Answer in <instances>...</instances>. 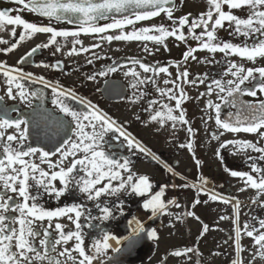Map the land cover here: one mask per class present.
I'll list each match as a JSON object with an SVG mask.
<instances>
[{"label":"snow or ice","instance_id":"obj_1","mask_svg":"<svg viewBox=\"0 0 264 264\" xmlns=\"http://www.w3.org/2000/svg\"><path fill=\"white\" fill-rule=\"evenodd\" d=\"M13 2L20 7L0 11V31L12 26L10 31L12 40L0 38V45H3L0 47V53L7 55L16 50L25 40H30L37 34H47V42L38 43L32 47L20 57L17 65L24 64L40 49L54 46L53 55L61 52L62 47L58 38H63L65 41L69 37L72 38V47L68 50V55L88 52L90 49L82 46L81 34L99 36L101 41L109 43L114 40L152 41L164 46L166 50L165 42L168 38L188 44V36H190L197 44L196 47L189 45L183 52L182 58L185 63L189 59L197 60L195 53L198 51H206L213 56L216 53H222L227 63L222 78L212 79L207 85L206 92L199 94L200 97L205 95L211 97L215 93L217 100L220 101L216 103L208 99L205 108L202 109L207 116V119L202 118L203 123L207 125L208 121L214 120L217 129L211 134L213 140H219L224 132L256 134L259 140L256 143L247 139L225 140L216 149L215 154L223 164L221 149L231 145L236 152H246L250 149L260 154V160H264V144L260 143L264 141V96L258 97V94H264V66L246 68L243 63L227 59L239 57L253 64L258 58L264 59V0H206V10L200 12L195 19H190L191 13L174 16V8L169 6L174 4V0H13ZM25 10L38 17L47 18L49 23L26 20L19 14ZM11 11H16L17 14L11 15ZM238 12L244 15H239ZM161 14H164L171 24L135 27L137 22L150 21ZM53 20L76 25V28L74 30L58 28L51 23ZM101 20L111 22L100 24ZM226 25L230 29L229 35L244 38L241 43L220 39L218 30L225 29ZM128 26H133L131 31H126ZM17 29H20L19 33ZM113 31L117 34L105 35ZM77 45L81 47L77 48ZM91 47L98 48L100 44H93ZM144 51L149 55L152 54V50L146 43ZM156 51H159V48ZM95 58L99 59V57ZM88 63L92 64L93 60L89 59ZM130 63L138 65L143 73L152 74L142 77L135 68H128L124 72L126 77L133 78V82L130 83V87L136 90L133 92V102L147 94L140 91L141 85L156 86L157 92L168 102L155 99L148 101L145 111L154 113L150 115V121L156 122L160 128H164L171 122L173 130L178 124L187 126L188 142L180 144L179 147L186 148L195 157L193 138L196 135V129L186 118V110L182 106L189 99L183 85L184 83L195 85L197 82L203 84L205 80L199 77L188 80L189 72L185 69L179 71L174 79L163 81L165 85L171 84L172 87L160 88L157 85L156 76L159 74L171 76L168 67H153L135 58ZM217 63L220 62L217 61ZM36 66L47 69L59 68L62 64L57 61L53 65L41 63ZM117 70L114 64L105 70L87 75L86 78L96 80L98 76L106 77ZM0 75L4 77V83L7 86L5 95L8 99L26 104L31 109V118H25L15 105H7L4 102V95H0V264H106L104 258L107 257L108 250L111 248L109 241L116 240L118 244L122 242L111 233L102 231L99 238H94L90 245L87 244L81 223V217L85 215L84 205L72 204L46 208L39 203L40 189L49 197L54 196L59 200L72 186L89 201H98L103 195H117L127 189L131 193L146 197L143 209L151 213L149 219L162 214L170 215L171 213L167 212L169 205L180 207L175 200L165 202L163 188L152 194L153 184L149 176L134 173L127 157L121 156L117 159L115 153L104 150L105 144H109L110 139L121 141L122 138V142L115 147H126L130 152L138 151L152 159H158L150 149L133 137L123 124L118 123L91 101L77 96L73 89L65 88L59 81H49L42 75L36 76L32 72H25L22 67L8 65L3 61H0ZM225 76L230 78L224 79ZM25 82L42 84L45 88L51 89L52 110L43 106L44 93L39 89L30 90ZM105 83L107 84L108 81ZM246 84L252 86L242 87ZM242 95L256 99L241 100ZM34 99L41 103L33 107ZM68 100L77 101L84 106L85 110H75L67 103ZM221 103L230 104L232 108L237 109L234 114L229 113L228 120L221 119ZM155 105L159 107L154 108ZM13 112L17 115L13 116ZM233 115L234 119H232ZM37 116L40 120L36 119ZM41 121L48 128L45 138L52 144L49 150L44 147L26 146L30 126L38 128ZM109 133L113 136L106 139ZM52 157L57 159L53 160ZM248 158L253 159L251 156ZM37 160L39 163L36 162ZM196 164L200 165L199 159H196ZM41 165H47V170ZM164 167L169 172H173L167 164ZM249 168V171H241L225 166L224 171L243 182L239 188L240 192L249 188L256 190V198L252 200V203H259V206L264 208V201L260 200V197L264 196V167H258L253 162ZM124 173H127V176ZM199 180L198 185L183 184L174 185V187L191 186L196 189L197 194L204 193L207 199L204 201L195 199L193 207L202 202L206 204L209 200L233 206L231 217H220L221 220H231L234 226L232 231L234 232L235 258L231 264H245L241 256L245 252L241 243L244 236L252 239L255 248L247 264H253L257 257L264 261V218L253 217L252 220L256 221L255 223L245 221L241 224L240 201L235 197L226 198L215 191L206 189L208 181L203 176H200ZM56 182L59 183V187ZM34 188L35 193L32 191ZM96 207L101 215L92 217L89 214L86 219L107 221L113 218V209L101 206L99 203ZM183 216H192L199 220L194 211H186L176 218L179 220ZM65 219L74 227L61 222ZM133 221L136 227L131 229L132 234L123 238L128 240L129 246L133 245L136 238L146 231L140 220L134 217ZM133 221H129V224L131 225ZM88 226L92 227V224L89 223ZM208 230L209 226L204 224L201 235ZM53 231L56 234L55 238H53ZM147 236L151 240L159 241L155 229L147 231ZM37 240L39 246L36 244ZM70 242L71 246H69ZM58 246L61 248L59 252H57ZM114 251L119 252L121 249L116 248ZM74 253L76 255H73ZM189 253L198 254V250L186 246L174 249L170 255L180 257ZM162 264H166V260L162 261Z\"/></svg>","mask_w":264,"mask_h":264},{"label":"flooded vegetation","instance_id":"obj_2","mask_svg":"<svg viewBox=\"0 0 264 264\" xmlns=\"http://www.w3.org/2000/svg\"><path fill=\"white\" fill-rule=\"evenodd\" d=\"M174 16L179 17L188 13L192 16L190 19H195L198 14L205 11L207 8L206 0H174L173 5ZM20 6L15 4L13 0H0V11L9 9L14 10ZM11 15L15 16L16 11H11ZM23 18L30 22H37L47 24V18H41L37 15L24 11L19 13ZM244 15L243 13H237ZM109 21L101 20L100 24L108 23ZM53 25L58 28L75 29L76 25L67 24L66 22L51 21ZM164 24L168 26L171 24L164 14L155 17L150 21H140L135 25L136 28L148 27L151 25ZM12 26H8L6 30L0 31V38L12 40L10 36ZM133 26H128L126 31H131ZM20 29H17L19 33ZM199 31V30H197ZM187 33V30L185 29ZM230 29L218 30V35L222 40H229L233 43H241L243 37H234L229 35ZM117 34L115 31L106 33L105 35ZM18 38V37H17ZM80 39L82 46L89 48L88 52H80L78 55H68V50L72 47L69 37L67 41L63 38H58V42L62 47L61 52L53 55L55 47L47 49H40L24 64L17 65V61L21 56L25 55L32 47L38 43L47 42V34H37L30 40H25L20 46L7 55L0 53V61L6 62L8 65L22 67L25 72H32L36 76H44L45 79L56 82L59 81L65 88L73 89L77 96L82 97L92 104L99 107L104 112L108 113L112 118L117 120L118 123L123 124L129 133L132 134L138 141L151 150L158 159H152L138 151H129L126 147H115L121 141L110 139L109 144H105L104 150L109 153H115L116 158L121 156L127 157L130 160V167L134 173L139 175L149 176L153 184V193L159 192L161 188L164 189L163 199L167 203L169 200H175L180 207L169 205L167 212L169 214L157 215L149 219L151 213L143 209V203L146 197L131 193L129 190L121 191L117 195H103L98 201H89L85 196L79 193L78 189L70 186L69 191L65 193L59 200L54 196L49 197L40 189L39 203L43 204L46 208H56L70 206L72 204H83L85 215L81 217L83 232L87 244H91L94 238H99L103 232H109L112 235L121 239L118 244L116 240H110L111 248L108 250L107 257H105L106 264H162L166 260V264H231L235 258V250L233 244L234 232L231 220H221V216H232L233 206L231 204H224L219 201H211L208 203H200L193 207L195 199L204 201L207 197L203 192L197 194L196 189L193 187H174V185H193L199 184V177L203 176L207 181L206 189L215 191L226 198L235 197L240 201V221L243 224L245 221H251L253 217L260 219L264 218V208L259 206V203L253 204L252 200L256 198V190L247 189L240 192L239 188L243 182L238 178L231 177L224 171V167L233 170L249 171V165L253 162L258 167H264V160H260L259 153L253 152L250 149L246 152H236L233 146L221 149V155L224 158L223 164L216 156V149L219 145L229 139H247L256 143L259 137L256 134L249 133H230L224 132V135L219 140L211 138L212 132L216 131L217 126L214 120L208 121L207 125L203 123V119H207L205 112L202 109L208 99L213 102L220 103L217 100L216 94L213 93L211 97L207 95L200 97L199 94L206 92L207 85L211 83L212 79H220L223 72L227 67L225 58L222 53L213 54L206 51H198L195 53L197 60L183 61L182 54L191 45L196 47L197 42L188 36V44L175 41L174 38L166 40L167 50L162 45H157L152 41H148L147 47L152 50L149 55L144 51V42L142 41H101L99 36L81 34ZM93 44H100L98 48H92ZM3 47V45H0ZM81 45H77L80 48ZM159 48V51L156 49ZM99 57V59L95 58ZM135 58L142 62L149 64L153 67H168L171 76L166 74H159L156 76L157 85L160 88L172 87L171 84L165 85V79H174L178 72L187 70L189 72L188 80H193L199 77L204 79L205 83L193 85L191 83H184V89L189 97L184 104L183 108L186 110V118L190 120L191 126L196 129L194 139V152H189L186 148H180L179 145L187 143L189 136L186 131L187 126L177 125L173 130L171 122L164 128H160L156 122L150 121L151 114L145 109L148 107L149 100H162L167 103L168 101L161 97L156 90V86L146 84L140 86V91L147 93L145 96L133 102V92L136 91L130 87L133 82L131 76H125L124 72L128 68H135L136 71L141 73V76H150L151 73H143V70L138 65H132L130 61ZM207 58V60L205 59ZM92 59L93 63L89 64L88 60ZM227 59L234 60L237 63H243L245 67H258L264 66V59H257V62L241 60L239 57H229ZM57 61L61 62L62 66L59 68H43L36 65L45 63L49 65L56 64ZM210 61V62H209ZM219 61L220 63H217ZM179 62V67H177ZM117 66L118 70L115 73H109L106 77H97L96 80H88L87 75H91L101 70H105L108 66ZM229 79L230 77H223ZM105 81H108L106 84ZM180 83V81H177ZM30 90L39 89L44 93L45 100L43 101L44 108L52 110L51 104L52 94L50 88H45L42 84H31L25 82ZM252 85L246 84L242 87H251ZM6 84L4 77L0 75V95H4V102L7 105H15L20 113L25 118H31V109L26 104H21L18 101L9 100L5 95ZM139 95V92H137ZM264 94H258V97ZM199 97V99H197ZM241 100L252 101L256 98L242 95ZM33 107L39 105L41 101L34 99ZM67 103L75 110L84 111V106L77 101L68 100ZM174 103V102H172ZM155 105L154 108H158ZM237 109L232 108L230 104L221 103V119L228 120L229 113H235ZM59 114V113H57ZM13 116L17 113L13 112ZM139 117V119H137ZM40 120V117H36ZM234 119V115L232 117ZM48 131L45 123L41 121L40 127L32 128L30 126L29 139L26 141V146L44 147L46 150L52 148V144L45 138V133ZM222 131V130H221ZM113 134L109 133L106 139L112 137ZM264 144V141L260 142ZM249 156L253 159L249 160ZM56 160V157H52ZM196 159H199L200 165L197 166ZM39 163V160L36 161ZM167 164L173 169L169 172L164 165ZM47 170V165H41ZM127 176V173H124ZM183 177V179H182ZM57 186L59 187V183ZM114 184L116 182H113ZM33 193L36 189H32ZM151 195V194H149ZM264 201V196L260 197ZM107 206L113 209V218L107 221L88 220L86 217L90 214L92 217H99L101 215L96 204ZM186 211H194L196 217L183 216L182 219H177L178 215H182ZM136 218L144 224L146 231L141 233L136 238L135 243L129 246L128 240L124 237L130 236L131 229L135 228L133 218ZM129 221H133L129 224ZM69 227H74L66 219L61 221ZM195 222L197 225H193ZM46 225V221L44 222ZM89 223L92 227H89ZM204 224L209 226V230L201 235L202 227ZM39 226V222H37ZM155 229L159 236V241H154L148 238L147 231ZM53 231V238H55ZM242 245L245 252L241 254L245 264L252 258L255 252L253 241L251 238L244 236ZM39 246V241H36ZM71 246V242L69 244ZM186 246L194 247L198 250V254L189 253L180 257H173L170 252L177 248H184ZM120 248L121 251L116 252L114 249ZM61 250L60 246L57 247V252ZM42 251V250H41ZM55 255V253H54ZM73 255H76L75 253ZM190 257V259H189ZM64 260L63 257H60ZM253 264H264L259 257Z\"/></svg>","mask_w":264,"mask_h":264},{"label":"rangeland","instance_id":"obj_3","mask_svg":"<svg viewBox=\"0 0 264 264\" xmlns=\"http://www.w3.org/2000/svg\"><path fill=\"white\" fill-rule=\"evenodd\" d=\"M145 43L148 44V42H144V44H145ZM116 183H117V182H116ZM193 223H194L193 225H197L195 222H193Z\"/></svg>","mask_w":264,"mask_h":264},{"label":"water","instance_id":"obj_4","mask_svg":"<svg viewBox=\"0 0 264 264\" xmlns=\"http://www.w3.org/2000/svg\"><path fill=\"white\" fill-rule=\"evenodd\" d=\"M130 14V13H129Z\"/></svg>","mask_w":264,"mask_h":264}]
</instances>
